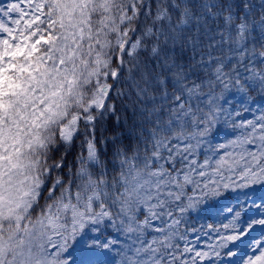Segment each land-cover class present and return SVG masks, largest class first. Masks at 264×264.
I'll use <instances>...</instances> for the list:
<instances>
[{"label": "snow or ice", "instance_id": "6c2138e0", "mask_svg": "<svg viewBox=\"0 0 264 264\" xmlns=\"http://www.w3.org/2000/svg\"><path fill=\"white\" fill-rule=\"evenodd\" d=\"M0 264H264V0H0Z\"/></svg>", "mask_w": 264, "mask_h": 264}]
</instances>
